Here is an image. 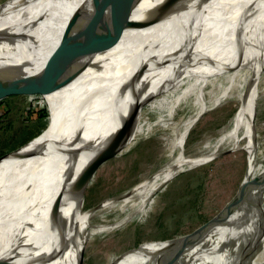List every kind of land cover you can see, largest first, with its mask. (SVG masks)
<instances>
[{"label":"bare ground","instance_id":"1","mask_svg":"<svg viewBox=\"0 0 264 264\" xmlns=\"http://www.w3.org/2000/svg\"><path fill=\"white\" fill-rule=\"evenodd\" d=\"M51 1L12 0L0 8V65L14 53L12 46L22 24L29 23L28 19L37 15ZM83 1L72 0L71 8L63 5L65 1L62 0L51 6L53 15L48 18L61 23L57 29L47 32L40 28L28 29L32 37L40 39L38 55L44 58L46 54L49 55L58 43L72 11ZM196 14L186 23L187 26H198L196 34L186 40L180 55L174 57V52H170L160 58L167 61L161 73L162 76L167 74L162 85L115 122L109 120V114L102 116L105 120L101 123L92 120L90 108L83 103L87 99H84V95L91 87L104 88L115 80L117 66L108 65L96 76L91 67L98 71L101 69L97 64L99 59H110L109 56L116 52L118 54L123 48L127 51L138 48L140 51L148 44L155 43L157 32L165 22L125 30L120 40L106 47L93 60L94 66L91 65L76 80L68 84L66 81L50 84L49 87L60 85L61 88H56L49 95H42L51 111V125L37 141L45 143L38 146L40 149L33 150L37 158L32 162L27 159L15 160L17 156L13 154L8 161L0 162V264L10 261L15 264H38L46 256L52 237L44 233L42 225H47L49 230L55 228L54 216L46 207L51 205L63 184L64 174L58 165L63 164L65 150L87 134L84 130L86 123L95 126L93 133L99 150H110V147L120 145L113 156L123 155L139 141L160 134V142L166 153L164 158L168 159L141 183L85 212L90 239L139 218L149 199L163 184L178 173L191 169V166H198L203 160L214 159L225 148L247 150L250 163L235 201L207 226L212 231L209 241L214 236H264V192L256 195L254 189L251 191L253 183L264 181V167H257V149L263 140L259 139L257 122L253 117L258 113L261 91L264 92L260 88L264 81V0H210L197 9ZM126 50L119 54L117 64L127 63L131 59ZM145 55L137 70V84L146 85L150 80L149 69L153 58H147L148 52ZM104 90L107 89L101 91ZM197 91L198 100L189 104ZM235 96L241 99V105L230 126L210 143H205L204 148L194 153L182 150L194 123L226 99ZM104 103L103 99L101 105ZM183 104L184 107L179 109ZM191 112V117H188ZM151 113L156 114L157 119L149 117ZM83 165L84 161L79 160L75 177ZM41 166L48 167L49 171L45 170L44 178L40 180L38 170ZM55 183L60 187L48 197L50 193L47 191ZM109 218L112 220L109 221ZM254 248L255 262L264 264V240ZM45 264H63V259ZM122 264L130 262L126 259Z\"/></svg>","mask_w":264,"mask_h":264},{"label":"water","instance_id":"2","mask_svg":"<svg viewBox=\"0 0 264 264\" xmlns=\"http://www.w3.org/2000/svg\"><path fill=\"white\" fill-rule=\"evenodd\" d=\"M11 1L9 0L7 4ZM57 1L59 0H52L44 6L42 11L28 19L29 23L22 24L21 30L16 34L17 39L12 46L14 53L11 52L10 57L0 65V101L27 91L40 95L53 92L61 86L49 87L50 84L56 81H66L68 84L76 80L93 65V60L106 47L115 45L116 41L120 40L125 30L146 28L165 22L157 32L155 43L148 44V47L140 51L138 48L128 51L123 48L118 54L116 52L109 56L110 59H99L97 64L101 69L98 71L91 67L96 76L108 65L117 66L115 80L109 86L91 87L84 95V99H87L83 105L90 108L91 119L98 123L105 120L102 119L104 114H109V120L113 122L129 114L140 101L162 85L167 74L162 76L161 73L167 61L160 59L161 56L170 52H174L172 55L174 57L180 55L184 43L196 34L198 28L197 25L187 26L186 23L189 18L197 15V9L210 2V0H84L72 11L58 43L44 58L43 55L37 54L41 44L39 37H32L28 29L40 28L43 32L57 29L61 23L49 19L53 15L50 8L57 5ZM62 1L67 2L63 5L71 8L72 0ZM173 17L176 18L173 20ZM124 50L132 57L127 63L117 64L118 56L124 53ZM146 52L147 58L149 56L153 58L149 69L150 80L146 85L137 84V70ZM103 89L107 90L101 91ZM103 99L105 103L101 105ZM48 111L50 118L49 107ZM50 125L51 121L29 141L0 155V162L8 161L9 156L13 154L17 156L15 160L27 159L30 162L35 160L38 155L33 150L45 143L37 141L50 129ZM84 130L87 134L65 150L63 164L58 165L64 174L63 184L51 205L46 207L54 216L55 228L49 230L47 225H42L44 233L52 237V242L46 256L40 259L38 264L60 259L65 262L71 256L73 261L69 264H84L85 251L90 239V226L85 221L86 210L83 204L86 190L101 163L114 157V153L120 148L118 145L110 147V150L101 151L98 141L94 139L96 136L93 133L94 124L86 123ZM79 160L84 161V165L75 177ZM45 170L49 171V168L42 166L39 168L40 180L44 178ZM59 187L58 183L51 185V189L47 191L50 193H47L48 197H51L52 192ZM210 230L207 227L183 237L142 244L126 254L124 260L128 259L130 264H257L253 250L258 244L263 243L264 236H214L209 241L210 235L212 236Z\"/></svg>","mask_w":264,"mask_h":264},{"label":"rangeland","instance_id":"3","mask_svg":"<svg viewBox=\"0 0 264 264\" xmlns=\"http://www.w3.org/2000/svg\"><path fill=\"white\" fill-rule=\"evenodd\" d=\"M8 1L0 0V6L7 4ZM260 88L264 90V81ZM198 94L197 91L188 103L192 104L198 100ZM258 102V113L253 117L257 122L259 139L263 140L260 149H257V167L263 169V91ZM240 105L241 99L236 96L230 97L201 116L194 123L186 146L182 150L194 153L204 148L230 126ZM183 107L184 104L179 109ZM44 110H47V116L39 117ZM190 115L192 112L187 116L191 117ZM149 117L157 119L156 114L151 113ZM48 122V106L40 94L27 91L1 100L0 155L18 144H23L21 142L24 138L36 135L47 127ZM225 150L226 148L221 150L214 159L203 160L198 166H191V169L178 173L163 184L149 199L143 213L136 220L89 239L84 264H122L124 256L142 244L183 237L205 229L215 218L222 215L235 196H238L247 175L250 163L248 151ZM164 155L166 153L159 134L139 141L123 155L104 160L87 187L84 209L86 211L95 209L104 201L144 181L163 161H168ZM253 185L251 191L254 189L256 195L264 192L263 180ZM111 220L109 218V221ZM72 261L71 256L63 263L69 264ZM7 264L15 262L10 261Z\"/></svg>","mask_w":264,"mask_h":264},{"label":"trees","instance_id":"4","mask_svg":"<svg viewBox=\"0 0 264 264\" xmlns=\"http://www.w3.org/2000/svg\"><path fill=\"white\" fill-rule=\"evenodd\" d=\"M47 110H44V111H42L41 113H40V116L39 117H45V116H47ZM40 119H42V118H40ZM49 122H50V120H49ZM42 131V130H41ZM40 131V132H41ZM40 132H38L37 134H39ZM36 134V135H37ZM36 135H32V136H27L26 138H24V140L21 142V143H26L27 141H29L30 140V138H33L34 136H36ZM22 144H18V145H16L13 149H15V148H17V147H19V146H21ZM13 149H11V150H13ZM2 151V150H1ZM1 153H3V152H1Z\"/></svg>","mask_w":264,"mask_h":264}]
</instances>
